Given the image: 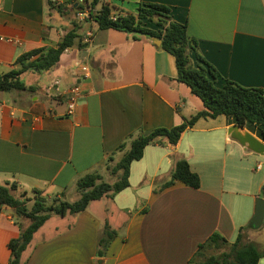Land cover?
<instances>
[{"label":"crops","instance_id":"obj_1","mask_svg":"<svg viewBox=\"0 0 264 264\" xmlns=\"http://www.w3.org/2000/svg\"><path fill=\"white\" fill-rule=\"evenodd\" d=\"M102 1L114 8L113 14L136 13L142 4L167 6L172 21L186 26L196 51L219 73L218 87L232 81L264 92V0ZM55 11L66 17L49 0H0V73L19 69L16 60L23 53L58 46L75 15L65 27ZM77 24L78 39L57 64L22 75L34 92H0V185L15 184L13 193L25 195L23 200L36 191L65 198L84 176L107 173L137 137L177 127L204 110L190 88L177 81L175 58L162 43L99 29L94 19ZM87 33L91 41L80 48L78 42ZM190 57L196 65L193 51ZM83 66L90 68L87 78ZM76 85L82 95L69 116V91ZM232 126L220 115L200 118L175 145L158 137L131 164L127 189L91 202L81 213L51 215L23 261L189 264L213 234L234 243L242 229L243 243L264 251V219L259 228L252 226L256 201L264 199V182L255 178L263 163L256 157L264 156L232 139ZM179 159H186L200 177L199 189L178 181L161 189ZM29 224L12 208H0V264H10L9 243ZM106 226L116 237L99 257ZM258 264H264V257Z\"/></svg>","mask_w":264,"mask_h":264},{"label":"trees","instance_id":"obj_2","mask_svg":"<svg viewBox=\"0 0 264 264\" xmlns=\"http://www.w3.org/2000/svg\"><path fill=\"white\" fill-rule=\"evenodd\" d=\"M49 5L55 8L51 0H49ZM92 8L99 9V15L95 17L99 29H113L161 40L162 49L175 58L178 71L177 81L190 88L192 94L202 101L204 110L177 127L159 128L134 139L129 151L114 168V173L119 175L118 181L109 184L102 181L100 174L86 175L78 181L77 188L80 198L74 203L59 201L55 198L48 204L40 191L35 192L33 199L23 200L25 195L20 198L14 195L13 192L17 189L15 184L0 185V208H12L18 216L30 220L29 226L21 229L20 236L9 243L10 264H26L23 261L24 253L35 233L51 215L65 216L81 213L91 202L127 189L130 186L131 164L141 160L145 148L155 143L158 137H165L170 144L175 145L179 142L182 133L193 127L200 118H216L224 115L230 124L246 129L264 142V92L256 88L242 87L232 81H226L223 86L218 87L215 81L219 73L196 51V42L188 37L186 26L172 21L170 8L158 3L142 4L136 13H117L114 19L111 17L114 8L102 0H93ZM58 10L61 12L62 7H58ZM77 28L78 24L74 20L56 48H50L47 51L43 48L34 49L19 56L16 60V65H20L19 69L0 73V92H34L36 88L26 86L21 79L22 75L27 70L42 73L57 64L64 51L74 46L78 39ZM82 40L81 38L78 42L80 48L87 46ZM192 51L197 60L196 65L192 64L190 57ZM123 148L124 145L119 147L120 150ZM177 181L194 189H199L201 184L200 177L191 170L186 159H179L175 162L170 172V180L163 184L161 189L168 188ZM30 202L31 207L28 206ZM115 237L116 233L106 226L99 238L97 252L99 257L105 255L110 242ZM243 238V229L240 230L234 243H229L219 234H213L200 246L195 258L206 246L217 248L228 246L229 252L220 256H210L201 262H195L194 258L189 264H258L264 257V251H260L253 243H243Z\"/></svg>","mask_w":264,"mask_h":264},{"label":"rangeland","instance_id":"obj_3","mask_svg":"<svg viewBox=\"0 0 264 264\" xmlns=\"http://www.w3.org/2000/svg\"><path fill=\"white\" fill-rule=\"evenodd\" d=\"M55 4V2H54ZM56 5V8L58 7H62V14H64L66 17H61L60 14L55 11V15H56V18L61 20L60 21V24L65 26V27H68L70 24V19H74V12L71 11L69 9V7L65 4H55ZM48 11H51L50 9H48ZM257 158V161L258 162H262L263 163V170L261 171L260 174H258V176H256V183L258 182H264V159L263 158ZM116 164L112 163L111 165H109L108 167V171L107 173H103L101 176H102V181L106 182V183H109V184H113V183H116L119 179V175L118 174H115L114 173V168H115ZM255 167H256V164H255ZM227 183H229V180L226 181ZM261 195L264 196V189H262V192H261ZM32 196V195H31ZM30 196V197H31ZM34 197L30 198V199H33ZM48 204H50L52 202L53 199H57L59 201L61 200H65L69 203H74L75 201H77L79 198H80V192L78 191V188L77 186L75 185L74 187L72 188H69L67 191H66V197H61V198H58L57 196H46L45 197ZM255 201L256 200H252V204H255ZM31 202L28 204L29 207H31ZM127 208L129 209H133V206H127ZM105 229V228H104ZM104 232V231H103ZM259 232V231H258ZM236 240V239H235ZM235 240L233 242H235ZM262 248V244H260L259 248ZM229 252V247L228 246H220V247H211V246H206L202 251H201V254H199L198 257H196L194 260L195 262H201V261H204L206 260L208 257L210 256H220L221 254H224V253H228Z\"/></svg>","mask_w":264,"mask_h":264},{"label":"built area","instance_id":"obj_4","mask_svg":"<svg viewBox=\"0 0 264 264\" xmlns=\"http://www.w3.org/2000/svg\"><path fill=\"white\" fill-rule=\"evenodd\" d=\"M55 4H65L69 7L71 11L75 14V20L77 23H82L85 20H91L99 15V10L92 8L93 0H53ZM116 14H112V19L115 18ZM84 44H89L91 41V34L87 33L83 38ZM83 76L85 78L89 77L90 75V68L88 66L82 67ZM81 89L79 86H74L69 91V100H68V108L67 114L69 116L74 114L75 108L77 106L78 100L81 98ZM261 164L257 166V169H261Z\"/></svg>","mask_w":264,"mask_h":264},{"label":"water","instance_id":"obj_5","mask_svg":"<svg viewBox=\"0 0 264 264\" xmlns=\"http://www.w3.org/2000/svg\"><path fill=\"white\" fill-rule=\"evenodd\" d=\"M156 45H161L162 41L154 39ZM229 134L232 139L236 140L241 146L253 153L264 156V144L253 134L248 131H244L239 126H232L229 130ZM264 219V199L258 198L256 201L255 215L252 219V226L259 228Z\"/></svg>","mask_w":264,"mask_h":264}]
</instances>
